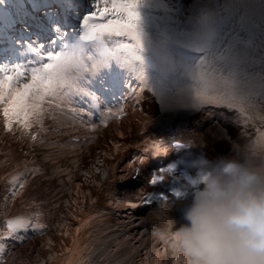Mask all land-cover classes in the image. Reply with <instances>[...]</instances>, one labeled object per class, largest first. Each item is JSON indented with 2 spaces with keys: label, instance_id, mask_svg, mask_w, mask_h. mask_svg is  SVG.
<instances>
[{
  "label": "bare ground",
  "instance_id": "6f19581e",
  "mask_svg": "<svg viewBox=\"0 0 264 264\" xmlns=\"http://www.w3.org/2000/svg\"><path fill=\"white\" fill-rule=\"evenodd\" d=\"M34 1L24 0L25 3ZM11 2L16 9L18 1ZM179 3L186 6L181 15L185 17L190 15L189 9L193 0H179ZM32 7L33 5L29 8ZM40 28L48 35L47 28ZM26 55L22 51L18 52L7 63L8 67L11 69L17 65H23L30 73L31 67L38 65L31 66L30 62H26L28 59ZM257 57L258 50L252 49L249 61L243 65V70L250 75L261 73L260 63H252V60ZM86 60L90 62L89 69L94 68L92 56L87 57ZM107 66L100 68L106 69ZM89 72L91 75L96 74ZM153 72L155 68L145 70V75L150 76L146 82L140 80L137 83L135 78L133 79V83L137 85L136 91L134 88L130 91L129 86L122 85L121 90L111 95L109 99L111 104L128 102L124 104L123 114L119 120L111 119L107 126L104 124L96 126L89 143L85 141L90 138L88 132H93V128L90 127V117L83 113L79 116V110L75 113L68 111L63 117L59 113L58 107L65 102L68 88L61 90L58 96L50 97L45 102L46 111L41 114L40 123H33L29 128V130L33 128L39 130L38 134L34 131L24 136L22 134L26 130L14 123L13 129H19L18 137L20 138L12 137L3 124H0V150L6 146L9 152L4 154L5 151H2L3 153L0 151V181L2 182L0 227L7 218H23L26 221L25 232L31 233V229L36 233L40 231L41 227H36L38 218L32 217L34 210L41 206L43 195L27 192L32 182L31 175L37 176L39 171L44 173L56 169L59 178L56 181L51 180L53 184L55 182L54 186L46 180L44 189H47V194L49 195L48 191L54 192V190L64 194L65 206L70 205V207L73 205L71 200L78 197L73 206L83 209L75 215H70L67 222L64 220L66 225L62 240L64 237L69 239L66 245L65 242L58 244L56 242L52 247V244L45 243L46 252L43 254L38 252L34 261L24 264H50V260H56L55 262H60L59 264L63 262L58 260H64L67 264H194L193 240L182 227L187 223L183 218L182 210L190 203L191 196L176 199L172 188L178 186L177 179L166 178L162 173L153 175V178L164 176V179L154 184V191L143 188L140 184L141 180L131 171V166L133 167L137 159L147 158L151 153L149 151L148 154L143 155L145 154L143 150L147 149L155 152L148 158L152 166H156L158 161L155 157L163 156L171 151L159 145L157 141L163 136L169 139L172 131L177 129L185 133L189 132V135L180 134V136H189L184 138L188 141L197 139L205 141L208 153L213 160L217 157H233V149L236 146L264 154V149L259 147L264 141V98L257 96L254 106L243 112L239 107L232 106L228 102L214 101L209 102L214 108L218 107L217 113H213L215 109L206 107L204 103L197 107L186 98L179 97L167 105H162L159 85L167 82L168 77L165 75L161 79L155 75L154 78ZM28 78L22 77L19 83L22 85ZM179 79L184 77L181 76ZM102 82L105 80L102 79ZM169 86L179 92V89L186 85L170 84ZM82 97H84L83 94ZM73 102L69 104L75 106V109L78 106L82 108L83 104L79 99ZM99 104L101 112L104 111L103 109L107 110L106 103L100 101ZM151 118L154 119L150 123L146 126L142 125ZM3 119V115L0 114V120ZM33 134L36 135L35 140L32 139ZM21 138L23 140H19ZM168 139L163 142H168ZM24 140L27 141V146L22 149L18 142H25ZM257 141L259 144L256 143ZM6 143L10 144L6 145ZM131 146L138 148L135 149L134 156ZM45 152L51 155L48 154L49 157L47 156L44 160L45 164L40 165L38 155ZM55 153L56 156H54ZM194 153L192 149L190 154ZM21 154L26 156L20 158ZM165 162L169 163V159ZM106 170H111L107 174L111 172L109 180L115 191L113 200L112 197L106 199L99 190L106 184L100 185L97 179L104 175ZM123 173H127L129 181L124 180ZM73 174L76 175L71 178ZM46 175H44L45 178ZM12 176H19L15 186L9 182ZM69 181L74 187L73 193L67 195ZM20 185L23 187L21 188ZM82 185L86 187L83 188ZM96 189L99 190L97 196ZM140 191L143 194H153L154 202L147 199L148 202L143 203L147 210L144 211L145 218L141 215L144 214V208L140 210L139 207L140 196L137 193ZM158 191L171 194V197L164 200L163 196L158 197L156 194ZM114 199H118L119 202L116 203ZM164 201L167 204H164ZM83 212L89 215L82 218L80 213ZM76 216H78L77 222ZM158 230H168L170 238L159 239ZM14 236L15 238L11 239V249H0V264H5L11 258L10 253L17 248L18 242L22 241L20 252L22 248L29 251L28 242L35 238L29 236L30 240L27 241L22 236L18 238ZM49 251H51L50 256ZM44 254L46 257L43 256Z\"/></svg>",
  "mask_w": 264,
  "mask_h": 264
},
{
  "label": "snow or ice",
  "instance_id": "6c2138e0",
  "mask_svg": "<svg viewBox=\"0 0 264 264\" xmlns=\"http://www.w3.org/2000/svg\"><path fill=\"white\" fill-rule=\"evenodd\" d=\"M59 6L69 14L81 7L76 0H62ZM93 7L75 39L61 43L59 51L42 55L40 48L29 45L27 51L38 65L30 73L23 65L10 69L0 63V124L6 130L12 131L14 123L25 130L39 124L48 98L75 87L74 73L84 67L88 52L94 68L116 61L145 82L146 68L166 75L167 82L159 85L162 105L179 97L197 107L228 102L243 112L254 106L257 96L264 98V0H193L186 17L179 0H94ZM252 49L258 50L252 63H260L259 75L243 70ZM181 74L184 79H179ZM170 84L186 86L176 92ZM123 111L105 114L104 125L119 120ZM259 147L264 149V142ZM160 171L172 173L170 167ZM162 179L157 176L151 182ZM18 181L19 176L9 178L13 186ZM25 225L23 218L8 222L10 229Z\"/></svg>",
  "mask_w": 264,
  "mask_h": 264
},
{
  "label": "clouds",
  "instance_id": "9594fccd",
  "mask_svg": "<svg viewBox=\"0 0 264 264\" xmlns=\"http://www.w3.org/2000/svg\"><path fill=\"white\" fill-rule=\"evenodd\" d=\"M233 152L214 160L189 154L170 165L174 197L191 196L182 227L193 240L194 264H264V154ZM157 236L168 240L170 232Z\"/></svg>",
  "mask_w": 264,
  "mask_h": 264
},
{
  "label": "rangeland",
  "instance_id": "374dc122",
  "mask_svg": "<svg viewBox=\"0 0 264 264\" xmlns=\"http://www.w3.org/2000/svg\"><path fill=\"white\" fill-rule=\"evenodd\" d=\"M155 75H158L159 77L163 76V74L160 73L159 71H156ZM86 77H88L87 81L79 79V78H86ZM76 78H78L79 82H77V84H79L80 87H85L84 86L85 84L94 85L93 84V80H94L93 77H89V76H86V75H79V77H76ZM153 119L154 118L149 119L148 121L144 122L142 125L146 126ZM64 124L66 125V123H64ZM18 130L19 129H13L12 131H9V132L11 133L12 137H18L20 135ZM31 130L27 129L22 135L27 136V134L33 133L34 131H36V134L39 133V130H37L35 128H33ZM180 130L181 129H177L176 131H172V134L169 137H177V138H180V139H184L185 137H189V136H180V134L189 135V132L185 133L184 131H180ZM18 138H20V137H18ZM19 140H23V139L21 138ZM26 142L27 141L18 142V143H20L19 146H21V148L23 149L24 146L25 147L27 146ZM35 142H37V141H35ZM7 144L9 145L10 143H6V145ZM33 147H35V146H33ZM131 147H133V149H132L133 150V154L132 155L134 156L135 149H138V148H135L134 146H131ZM0 151L1 152L5 151L4 154H9L8 148L6 146L4 147V149H2ZM145 151L146 150H143L144 153H145ZM48 154H50V153H48ZM48 154H47V152H45V153H42V154L38 155V159H39L38 162L40 163V165L45 164L44 160L47 158V156L49 157ZM25 156H26V154L20 156V158L25 157ZM54 156H56V153L54 154ZM130 160L128 161V163L130 162ZM110 167H112V166H110ZM55 170L56 169H52V170H49L48 172H44V173L43 172L41 173L39 171L38 172L39 174L37 176H35L36 174H32L31 175L32 179L30 180L32 182L30 183V185L28 187V190H27V192H29L31 194H34V192L35 193L37 192V194L43 195L42 196L41 206L34 210L33 217H32V218H36V219L38 218L37 219V224L38 225L36 227H41L40 231L36 233L35 230L31 229V233L25 232L26 225L24 227H20V228H16V229H10L8 227V222L10 220H13L12 218H7L6 221L3 223L2 227H0V249H6V250L11 249L10 248L11 242H12L11 239L15 238L14 235H16L17 238L22 236L23 238H26L27 241L30 240L29 236H34L35 237V238H33L32 240H30L28 242L30 244L29 251H28V249L26 250L25 248L24 249L22 248V251L20 252L19 248L21 246L22 241L18 242L17 243V248L12 250V252L10 253L11 254V258L5 264H24V263H27V262L34 261V259H36V256H37L38 252L40 254H43V253L46 252L44 250L45 243H47L48 245L52 244V247H53L56 242H57V244L65 242V245L69 242V239L66 238V237H64L63 240H62L63 232L65 230L64 227L66 225L64 220L68 221L69 220L68 217L70 215H75L76 213H78L79 211H81L83 209H81L79 207H76V205L73 206L74 203L77 202V198L78 197H76L75 200L74 199L71 200V203L73 205L70 207V205L65 206V202H64L65 201V199H64L65 196H64V194H60L58 192H55V190H54V192H49L48 191L49 195L47 194V189H44V188H46L45 187V184L47 183L46 180H48L50 182V184L52 183V185L54 186L55 182L53 184V182H51V180L54 179L56 181L59 178L58 173H56ZM108 171H111V170H106L105 174L101 175L97 180H98V183H100V185L101 184L102 185L103 184L107 185V187H105L106 186L105 185L104 187H101V189H99L101 191V194L106 199H110L112 197V200H113V198L115 197V191H114L113 186H112V184L110 183V180H109V176H110L111 172H109L107 174ZM45 174H47L46 178L44 176ZM75 175L76 174H73L71 178H73ZM127 177H128L127 173H123L124 180L129 181L127 179ZM69 182H70V186L68 188L67 195L73 193V187H74L72 185L71 181H69ZM7 185H8V183H7ZM3 186H4V184H3ZM1 187H2V182L0 181V189H2ZM81 187L85 188L86 186L82 185ZM147 188H150L152 191H154V189H155V188H151V187H147ZM44 190H45V192H44ZM96 191H97V189H96ZM98 191L96 193V196L98 195ZM137 194L140 195V202H142V203L148 202L147 199L148 200L151 199L152 202H154L152 193H145V194H143V196L141 194H139V193H137ZM156 194L158 195V197L163 196L164 200H168L171 197V194H166V193H163L162 191H158V192H156ZM114 201L116 203L119 202L118 199H114ZM108 202H109V200H108ZM164 204H167V203L164 201ZM139 207H140V210H141L142 207L141 206H139ZM143 208H144L143 209V213H144V211H147V210L145 209L144 206H143ZM84 213L85 212L80 213V214H82V218H85V216L89 215V213H85V214ZM141 215L143 216V218H145V213L141 214ZM77 217L78 216L75 217V221L77 220ZM18 234H20V235L17 236ZM28 243H26V244H28ZM2 244H3L4 247L1 246ZM50 253H51V251H49V256H50ZM46 254H44L43 256L46 257ZM55 261L54 260H50L49 262H50V264H59L60 263V262L57 263ZM58 261L63 262L61 264H67V262L64 261V260H58Z\"/></svg>",
  "mask_w": 264,
  "mask_h": 264
}]
</instances>
